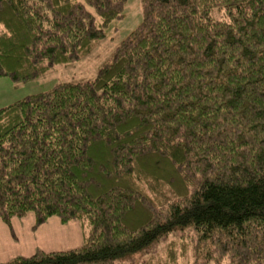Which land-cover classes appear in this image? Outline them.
<instances>
[{
  "label": "trees",
  "instance_id": "16d2710c",
  "mask_svg": "<svg viewBox=\"0 0 264 264\" xmlns=\"http://www.w3.org/2000/svg\"><path fill=\"white\" fill-rule=\"evenodd\" d=\"M126 2L0 0V78L86 58ZM140 3L92 79L0 108V221L83 236L0 264H264V0Z\"/></svg>",
  "mask_w": 264,
  "mask_h": 264
},
{
  "label": "rangeland",
  "instance_id": "374dc122",
  "mask_svg": "<svg viewBox=\"0 0 264 264\" xmlns=\"http://www.w3.org/2000/svg\"><path fill=\"white\" fill-rule=\"evenodd\" d=\"M216 17L220 18V15ZM141 19L142 12L140 0H127L123 7L122 20L110 24L106 29L107 40L102 42L103 44L99 45V47L86 58L72 65L54 67L40 78L26 83H15L8 77L0 78V108L9 106L26 96L47 91L59 82L92 79L96 75L101 61L109 56L113 47H115L118 42L141 21ZM29 223L30 220H26V218L21 220L20 223H14V225L11 223L9 225L4 223L9 228L10 240L4 242V239L0 238V247L2 250L3 248L5 250L2 253H5L4 257L6 259L29 257L38 250L47 253L66 251L70 250V248L76 249L79 247L72 248V245H69L67 248L61 250L60 248H56L55 244L50 243V249L44 248L47 245H44L45 243L40 240V235H42L40 227L42 225L34 229L33 224L30 226ZM87 231L89 232L88 228ZM84 233H87L86 229H84ZM14 248L16 251L12 253Z\"/></svg>",
  "mask_w": 264,
  "mask_h": 264
},
{
  "label": "crops",
  "instance_id": "0c3cea01",
  "mask_svg": "<svg viewBox=\"0 0 264 264\" xmlns=\"http://www.w3.org/2000/svg\"><path fill=\"white\" fill-rule=\"evenodd\" d=\"M26 220H30L29 225L34 223V217L32 215H28L25 217ZM23 219H12L11 224L14 225V223H20ZM28 226V227H30ZM40 231L42 235H40V240H42L47 245L44 248L50 249L49 244H55L56 248H60L61 250L64 248H67L69 245H72L71 247H78L83 242V236L81 233V228L77 222H71L68 224H61L60 221L57 218H50L48 219L41 227ZM9 228L0 221V238L4 239V242L9 239ZM40 241L41 243H43ZM63 246V247H62ZM62 247V248H61ZM54 249V248H51ZM71 249V248H70ZM4 250L0 247V263H4L7 261H10L6 259L4 256L5 253H2ZM15 248L13 249L12 253H15Z\"/></svg>",
  "mask_w": 264,
  "mask_h": 264
}]
</instances>
